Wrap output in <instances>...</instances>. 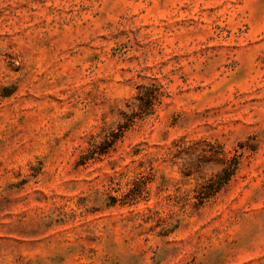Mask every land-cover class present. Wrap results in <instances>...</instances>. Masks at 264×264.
<instances>
[{
	"label": "rangeland",
	"instance_id": "374dc122",
	"mask_svg": "<svg viewBox=\"0 0 264 264\" xmlns=\"http://www.w3.org/2000/svg\"><path fill=\"white\" fill-rule=\"evenodd\" d=\"M0 264H264V0H0Z\"/></svg>",
	"mask_w": 264,
	"mask_h": 264
},
{
	"label": "trees",
	"instance_id": "16d2710c",
	"mask_svg": "<svg viewBox=\"0 0 264 264\" xmlns=\"http://www.w3.org/2000/svg\"><path fill=\"white\" fill-rule=\"evenodd\" d=\"M136 94L132 101L126 106L127 111L121 113V124L118 125L116 133H111L106 138L104 147L98 146L95 143H91L87 151L79 158L78 163L80 165L85 164L89 160H94L97 156L104 155L105 149L113 145L122 134L136 123L143 122L148 117L152 116L157 106L161 104L162 93L155 85H139L136 88ZM175 145V143H174ZM221 169L209 182L200 186L197 191L196 202L193 203L194 207L198 209L203 205L202 200L211 198L212 196L222 192L228 186L232 180L238 164L235 161L225 160L224 154H222Z\"/></svg>",
	"mask_w": 264,
	"mask_h": 264
}]
</instances>
